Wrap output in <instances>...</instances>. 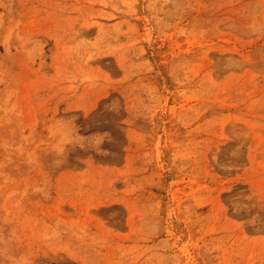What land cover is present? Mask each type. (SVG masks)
I'll return each mask as SVG.
<instances>
[{"label":"rangeland","instance_id":"rangeland-1","mask_svg":"<svg viewBox=\"0 0 264 264\" xmlns=\"http://www.w3.org/2000/svg\"><path fill=\"white\" fill-rule=\"evenodd\" d=\"M0 264H264V0H0Z\"/></svg>","mask_w":264,"mask_h":264}]
</instances>
